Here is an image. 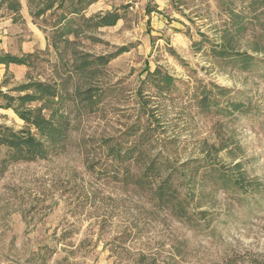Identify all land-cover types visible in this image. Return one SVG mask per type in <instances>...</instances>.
Here are the masks:
<instances>
[{
    "label": "rangeland",
    "instance_id": "374dc122",
    "mask_svg": "<svg viewBox=\"0 0 264 264\" xmlns=\"http://www.w3.org/2000/svg\"><path fill=\"white\" fill-rule=\"evenodd\" d=\"M76 1L35 19L39 1L0 0V58L30 56L0 65V90L54 86L22 109L63 126L44 160L0 150V264H264V0H101L72 16ZM63 17L74 32L54 48ZM6 108L0 128L37 135ZM149 167L153 187L118 182Z\"/></svg>",
    "mask_w": 264,
    "mask_h": 264
},
{
    "label": "trees",
    "instance_id": "16d2710c",
    "mask_svg": "<svg viewBox=\"0 0 264 264\" xmlns=\"http://www.w3.org/2000/svg\"><path fill=\"white\" fill-rule=\"evenodd\" d=\"M39 1V8L32 12V16L35 19H44L48 13L52 15L57 9L63 8V3L65 0H34ZM60 1V5L56 6L57 2ZM99 0H77L76 5L73 6L72 11H70V15L82 16L85 12L89 9L90 6L97 3ZM65 21V25L62 27L53 26L52 27V46L57 48L59 43L62 41L67 45L70 44V41L66 38V35L74 32L70 29V25L72 21L66 19V17L62 18ZM84 21L89 23L92 19L83 18ZM120 16L115 14H106L104 17L99 16L96 17V20L93 23L95 28H105L107 26L115 25L119 20ZM60 24V23H59ZM217 54L222 57H232L230 52L223 47L216 48ZM121 54L125 53L126 50H121ZM120 55V54H119ZM29 57L24 56L23 58H16L9 55L0 58V65H17V66H28L29 65ZM246 58V59H244ZM242 60H244V64H248L250 60L253 58H247L246 56ZM167 81H171L167 79ZM33 90L31 95H26L24 97H20L15 99L8 94H4L0 90V98L5 100L7 103V108L12 107L14 102H18L20 110H17V114L21 117V119L30 124L37 131V135L31 133L30 130H24L21 132H14L10 128H0V150L1 148H6L7 152L9 153V157H7L4 162H35L37 160H44L48 155H51L52 151L58 147V140L61 139L63 136V126L60 124L59 120L57 119V113L55 114L52 112L49 119H46L43 115L41 110L40 111H33V110H23V105L27 102L34 103V102H42L44 105L49 102L50 99L57 98V90L54 86L37 82V83H29L25 86L18 88L19 92H25ZM57 105V104H55ZM6 108V109H7ZM61 133H60V132ZM134 151L133 148H128L126 150L114 152V158H117L120 162H124L127 159H134ZM151 168H147L140 178L132 181L130 177L133 176L130 171H124V177L120 178L118 182L121 183L125 187H129L134 185L135 187H146L150 186L153 187L149 178V173L151 172ZM118 172V171H117ZM108 173V172H107ZM114 176H108L110 179H117L116 170H112ZM109 174V173H108ZM243 182V180H241ZM168 186L160 185L156 188L155 194L160 198L166 197V192L168 190ZM159 192V193H158ZM169 195L171 197L172 192Z\"/></svg>",
    "mask_w": 264,
    "mask_h": 264
},
{
    "label": "crops",
    "instance_id": "0c3cea01",
    "mask_svg": "<svg viewBox=\"0 0 264 264\" xmlns=\"http://www.w3.org/2000/svg\"><path fill=\"white\" fill-rule=\"evenodd\" d=\"M99 1H101V0H99ZM99 1L97 2V3H95V4H93L92 6H90L89 8L91 9L92 7H95V5H99ZM105 0H102V2H104ZM105 3V2H104ZM100 15H102V14H100ZM26 56H29V55H26ZM24 57V56H23ZM22 57V58H23ZM13 65V64H12ZM10 66V65H9ZM17 66V65H16Z\"/></svg>",
    "mask_w": 264,
    "mask_h": 264
}]
</instances>
